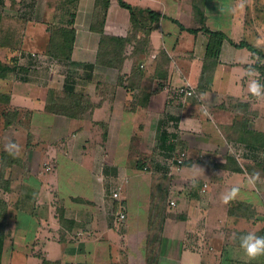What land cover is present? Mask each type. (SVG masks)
Masks as SVG:
<instances>
[{
    "label": "crops",
    "instance_id": "1",
    "mask_svg": "<svg viewBox=\"0 0 264 264\" xmlns=\"http://www.w3.org/2000/svg\"><path fill=\"white\" fill-rule=\"evenodd\" d=\"M122 1L155 12L157 25L133 30L117 0L103 19L99 0H0V63L16 59L0 78L9 98L0 102V136L24 130L11 116L27 120L25 137L0 140L1 264H264L236 239L264 236V92L251 90L253 79L264 85L256 69L264 60L229 42L264 52V29L245 17L264 7ZM202 28L229 40L213 70ZM31 54L62 67L20 76L18 56ZM182 88L195 95H178ZM4 153L17 164L1 162ZM232 187L239 193L224 202Z\"/></svg>",
    "mask_w": 264,
    "mask_h": 264
},
{
    "label": "trees",
    "instance_id": "2",
    "mask_svg": "<svg viewBox=\"0 0 264 264\" xmlns=\"http://www.w3.org/2000/svg\"><path fill=\"white\" fill-rule=\"evenodd\" d=\"M110 0H99V5H100V10H101V14L100 17L101 19H103V17L106 15V10L107 7L109 6ZM118 5L121 8H124L128 11L129 13V17H130V24L131 27L133 28V30H139L142 29L143 31H149V29L151 27H155L157 25L158 22V15L155 12L149 11V10H135L133 7H131L129 4L123 2L122 0H117ZM153 24V26H152ZM183 29V28H182ZM191 33H196L198 30H188ZM201 31L204 32V34L207 35L208 38V42H207V48H206V53H205V59L208 61L210 69H214L212 67H215V65L217 64V57L219 55V48L221 47L223 41H229L228 38L219 32H212L207 30L206 28H202ZM118 44L119 43H123L125 44L127 42L126 39L121 40H115ZM130 41V40H129ZM233 46L235 47H245L248 50L256 53V55L258 56L259 61L260 60H264V52L259 51L255 48H253L252 46L248 45L245 42H240L239 44H234L231 41H229ZM112 55L115 56L114 58H116V44L112 43ZM13 67L12 68H8L5 67L3 65H1L0 63V78H2V76L7 75L8 73H11L13 68L15 67V63H16V59L13 62ZM257 71L260 72V74L262 75L264 73V63L261 66H257L256 67ZM178 95H182L178 92ZM195 93V92H194ZM195 95V94H194ZM72 98V96H70ZM76 98L78 101H80V99L78 97H73ZM71 99L73 102L75 101L74 99ZM8 97L7 96H3L0 95V102H6L8 101ZM15 115V114H13ZM6 125H10V122H6ZM186 159V157L183 159V161ZM1 162H4L8 165H14L17 164L18 160L13 158L12 155H10V157L7 156L6 153L1 154ZM4 165V164H3ZM1 218V216H0ZM3 220H0V264H1V256H2V249H3V242H4V234H3V230L1 227V223ZM43 264H57V262L55 263H51L48 261H45V263Z\"/></svg>",
    "mask_w": 264,
    "mask_h": 264
},
{
    "label": "clouds",
    "instance_id": "3",
    "mask_svg": "<svg viewBox=\"0 0 264 264\" xmlns=\"http://www.w3.org/2000/svg\"><path fill=\"white\" fill-rule=\"evenodd\" d=\"M255 73L254 68H249V75L253 76ZM251 90L256 95L262 94L264 92V85H260L258 81L253 79L251 84ZM11 154L15 155L18 146L9 145ZM234 151V150H233ZM259 178V174H252L248 177L249 183L255 185ZM239 187H232L227 193H225L223 199L224 202H228L235 198L239 193ZM239 241V246L243 250L245 256L249 261L256 260L260 256H264V236L257 235L256 233L249 232L245 234H240L236 237Z\"/></svg>",
    "mask_w": 264,
    "mask_h": 264
},
{
    "label": "built area",
    "instance_id": "4",
    "mask_svg": "<svg viewBox=\"0 0 264 264\" xmlns=\"http://www.w3.org/2000/svg\"><path fill=\"white\" fill-rule=\"evenodd\" d=\"M18 74L24 77H32L36 72L47 69L49 72H55L60 69L62 66L57 59L50 58L48 56H39L35 54L31 55H19L18 56ZM20 69V70H19ZM67 69V68H66ZM178 92L182 94L184 97H191L194 96V91L192 88H182L179 89ZM185 158V153H181L179 158L176 160L177 166H179L183 159ZM207 192V185L204 184L201 193ZM118 190L112 194L113 198H118ZM174 206V203H170ZM118 220L120 222H124L125 220V213L120 212L118 214Z\"/></svg>",
    "mask_w": 264,
    "mask_h": 264
},
{
    "label": "rangeland",
    "instance_id": "5",
    "mask_svg": "<svg viewBox=\"0 0 264 264\" xmlns=\"http://www.w3.org/2000/svg\"><path fill=\"white\" fill-rule=\"evenodd\" d=\"M255 1V0H254ZM256 2V7L258 8L259 6H263L264 7V0H256L255 1ZM246 4V6H249V8L252 6H254V2H249V3H247V2H245ZM238 14H241V16L239 17L241 20L243 19V14H246L244 11L243 12H240V13H238ZM264 13H254V11H252L251 13H249V14H246V18L248 19V18H250L251 20H252V22H254L255 23V25L253 26V28H257L256 30H259V29H264V24L261 22V20H264V15H263ZM263 15V16H262ZM252 16V17H251ZM258 16V17H257ZM246 19V20H247ZM5 37V31H4V27H3V24H2V21H1V19H0V43L1 44H3L2 42V40H3V38ZM26 41V43H25V45H24V47L25 48H28V49H37V50H39V51H41V49H42V46L41 45H37V44H34V43H30V42H28L27 40H25ZM14 45H16L15 43H14ZM263 47H264V45H263ZM11 59H12V57H11ZM10 63V62H9ZM25 117L26 116H11V122H16L17 121V119H19V122L23 125V127H24V130H17L18 132H17V134L16 135H18L19 134V132H23V137H25V134H26V132L25 131H27V130H25V125L27 124L26 122H27V120L25 119ZM12 118L13 119H15V120H12ZM26 120V121H25ZM1 125V124H0ZM30 133L31 134H33L34 133V131L33 130H31L30 131ZM15 135V133L12 131L11 133H3L1 136H0V140L1 139H5V140H12V143L14 142V141H16V139L14 138V137H17ZM28 138H30V137H28ZM27 138V139H28ZM125 219H126V215H125ZM41 255V254H40ZM42 257V256H41ZM43 258V257H42ZM43 259H45V257L43 258ZM42 259V260H43ZM41 260V261H42ZM13 262L12 263H15V264H19V261L17 260V259H15V260H12ZM43 263H45V260H43L42 261V263L41 264H43ZM67 264H68V261L66 262ZM27 264H40V260H32V259H29L28 260V263Z\"/></svg>",
    "mask_w": 264,
    "mask_h": 264
}]
</instances>
